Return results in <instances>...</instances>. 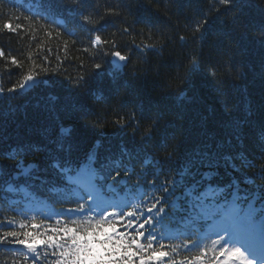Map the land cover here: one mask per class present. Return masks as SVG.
I'll return each instance as SVG.
<instances>
[{
    "label": "trees",
    "instance_id": "1",
    "mask_svg": "<svg viewBox=\"0 0 264 264\" xmlns=\"http://www.w3.org/2000/svg\"><path fill=\"white\" fill-rule=\"evenodd\" d=\"M86 8L89 23L83 24V17L68 12L59 0H0V50L5 53L0 57V88L14 97H0V114L7 117L4 127L9 137L0 150L7 154L9 145L17 142L18 135L39 139L38 129L42 123L35 119V113L40 110L37 104L43 109L47 93L54 91L60 99L55 112L47 113L43 119V126L49 127L53 135L58 134L59 124L71 127L73 132L66 142H77L82 147H90L97 139L103 141L100 157L110 156L111 159L103 173L97 172V186L103 183L101 174L108 175L111 169L120 168L118 187H123V177L126 176L123 168L135 165L136 173L120 192L119 203L121 206L133 203L137 207L143 186H134L144 167L139 161L146 155L140 141L150 131L155 137L152 141L155 147L147 160H152L151 167L156 169L155 160H162L167 155L163 142L179 145L173 158L178 166L198 136L201 120L204 117L210 121L220 118L225 113V104L228 113L237 120L259 118L264 105V0H238L236 5L228 7L221 5L219 0H87ZM209 8H212L211 12ZM111 9L119 15H106ZM5 13L11 17L13 25L21 22L15 19L16 16L22 18L18 33L3 30ZM206 15L211 23L206 26L208 31L201 40L200 33L194 31L195 22ZM92 26L100 28L97 34L102 39H115L121 54L130 59L116 85L109 76L101 79L93 75L90 89L85 92L66 78L64 69L74 77L83 64V70L91 73L94 61L102 59L104 70L112 71L110 55L98 57L92 50L85 52L90 48L87 29ZM124 27L129 28L130 34L122 32ZM181 36L185 37L183 41ZM149 44L151 47L144 51L137 48V45ZM193 52L202 61L193 78L199 96L192 103H177L176 97L185 88L181 77L190 71ZM13 58L23 66V71L11 64ZM41 66L50 72L59 69L62 73L44 76L45 80L56 82L55 88L41 85L19 89L23 76ZM11 87H16L18 92L7 93ZM77 107L82 110L76 111ZM125 114L134 116L132 126L127 127L126 132L115 123ZM156 118L158 127L150 128L156 124ZM98 119L100 124L96 123ZM121 144L128 147L131 157L121 155ZM170 151L171 147L168 148ZM44 160L45 154L40 152L35 156L21 153L15 159L0 157L3 166L0 185L10 180L17 162L24 166L39 163L43 167ZM234 163L236 171L221 168L217 183L223 185L229 179L238 180L242 192H264V155L257 144L249 143L246 151L237 154ZM108 183H112L111 178ZM180 194L177 191L176 195ZM57 199L54 192L39 193L25 188L20 192L6 193L0 188V238L6 231L30 232L36 242H41L40 246L35 243L36 251L43 253L46 248L43 240L52 234L51 229L76 226L65 218L67 214L54 215L61 207L69 206L57 203ZM172 202L170 199L169 204ZM22 224L23 228L20 227ZM77 224L83 226L84 221L77 218ZM165 224V233L171 237L164 241L169 245L165 250L171 256L174 255L173 249H179V254L175 255L177 264H192L193 261L195 264H221L225 259L212 242L216 239L217 229L203 239L202 235L210 227L197 233L174 222L165 221ZM193 241H202L200 249L185 250L183 246L191 245ZM163 259L167 261L168 257ZM33 260V254L24 245H0V264H33ZM35 264H45L43 257Z\"/></svg>",
    "mask_w": 264,
    "mask_h": 264
},
{
    "label": "snow or ice",
    "instance_id": "2",
    "mask_svg": "<svg viewBox=\"0 0 264 264\" xmlns=\"http://www.w3.org/2000/svg\"><path fill=\"white\" fill-rule=\"evenodd\" d=\"M59 3L68 12L83 17V24L89 23L88 15L85 14L89 11L86 8L87 0H70V3L59 0ZM219 3L228 7L236 5L238 0H219ZM208 11L211 12L212 8ZM4 15L6 22L3 30L18 33L22 28V18L16 16L15 19L21 22L13 25L11 17L7 13ZM106 15L115 16L119 13L111 9ZM210 23L207 15L195 22L194 31L200 33L199 39H204L208 31L206 26H210ZM87 31L90 33V48L85 49V52L92 50L98 57H113L112 71L106 72L103 60L100 59L94 61L91 73L83 70L84 66L81 64V70L74 77L68 75L66 69L63 74L77 89L85 92L90 89L93 75L101 79L109 76L113 85H116L119 74L127 67L129 56L121 54L115 39H102L97 34L100 28L92 26ZM122 32L130 34L128 27H124ZM184 39L185 37H180L181 41ZM149 47L150 44L137 45L141 51ZM4 55L0 50V57ZM44 59L47 61L48 58ZM11 64L23 71V66L15 58L11 60ZM189 65L190 71L181 77L185 88L176 97L177 103H192L199 96L193 78L200 70L202 61L195 52L192 53ZM212 67L215 68V65ZM61 74L59 69L53 73L47 67L41 66L23 76L19 89L41 85L53 89L56 82L45 80L44 76ZM16 92V87L7 89V93ZM0 97L14 99L3 88H0ZM59 99V95L49 91L45 98V107L41 109L39 103L37 104L40 110L35 113V119L42 123L38 129L39 139L18 135L17 142L9 145L7 154L0 150V157L11 159L21 153L33 156L37 152L44 153V166L41 167L39 163L24 166L22 162H17L16 171L0 188L6 193L20 192L25 188L39 193L54 192L58 197L57 203L69 205L61 207L54 215L67 214L65 218L76 226L51 229L52 234L43 240L46 246L43 253L36 251V237L30 232L6 231L3 238H0V245H24L33 254V264L41 256L45 264H177L175 255L179 254V249H173L174 255L171 256L165 250L169 245L164 241L171 239L165 233V221H169L194 229L197 233L205 227L217 229L216 239L212 242L219 247V254L225 257L221 264H264V192H242L238 180L233 182L229 179L223 185L216 182L221 168L236 171L234 161L237 154L246 151L249 143L257 144L264 155V105L261 106L259 118L255 120H237L228 113L227 104L225 113L220 118L210 121L208 117H204L198 136L187 148L183 161L178 166L173 158L179 151V145L163 142L162 147L167 155L162 160H155L156 169L151 167L153 161L147 160V156L153 155L152 148L155 145L152 141L155 137L150 131L140 141L141 149L146 155L145 159L139 161L144 167L139 171L138 182L134 187L143 186V194L139 198V206L134 207L133 203L121 206L119 194L136 173L135 165L123 168L126 174L123 177V187H118L121 179L120 168L111 169L108 175L101 174L103 183L97 186V172L103 173L111 159L110 156L100 157L103 141L97 139L90 147H82L77 142H66V138L73 132L71 127L59 124L58 134L53 135L49 127L43 126V119L47 113L55 112ZM75 110L82 109L77 107ZM9 111L11 114V110ZM6 119L7 117L0 114V146L9 139L4 127ZM133 120L134 116L125 114L115 123L126 132L127 127L132 126ZM156 120V124L150 128L158 127L159 120ZM96 123L100 124V120ZM119 147L122 156L131 157L126 145L121 144ZM169 147L172 148L170 152ZM2 173L3 166L0 165V174ZM109 178L112 180L111 184L108 183ZM17 181L22 182L17 184ZM177 191L181 194L176 195ZM170 199L173 201L171 204ZM77 218L84 221L83 226L77 224ZM20 227L23 228L24 225ZM201 243L202 241H193L191 245L183 247L187 251H194L200 249ZM165 257H168L167 261L163 259ZM24 259H28L26 254Z\"/></svg>",
    "mask_w": 264,
    "mask_h": 264
},
{
    "label": "rangeland",
    "instance_id": "3",
    "mask_svg": "<svg viewBox=\"0 0 264 264\" xmlns=\"http://www.w3.org/2000/svg\"><path fill=\"white\" fill-rule=\"evenodd\" d=\"M113 60H114V58L111 57V59H110L111 65H112ZM26 88H27V86H26ZM21 90H25V89H21ZM36 244L40 246L41 245V242L40 241H37Z\"/></svg>",
    "mask_w": 264,
    "mask_h": 264
}]
</instances>
